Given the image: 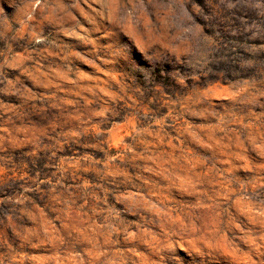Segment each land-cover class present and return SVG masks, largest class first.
Masks as SVG:
<instances>
[{
	"label": "rangeland",
	"instance_id": "374dc122",
	"mask_svg": "<svg viewBox=\"0 0 264 264\" xmlns=\"http://www.w3.org/2000/svg\"><path fill=\"white\" fill-rule=\"evenodd\" d=\"M0 264H264V0H0Z\"/></svg>",
	"mask_w": 264,
	"mask_h": 264
}]
</instances>
